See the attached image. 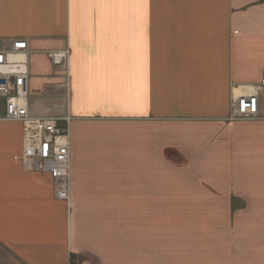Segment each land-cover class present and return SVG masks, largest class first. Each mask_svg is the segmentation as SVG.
<instances>
[{"label": "crops", "instance_id": "obj_1", "mask_svg": "<svg viewBox=\"0 0 264 264\" xmlns=\"http://www.w3.org/2000/svg\"><path fill=\"white\" fill-rule=\"evenodd\" d=\"M15 39L30 114L71 118L70 191L57 201L49 175L24 170L21 125L0 121V264L119 251L137 209L154 230L184 206L246 209L233 251L264 264V0H0V41ZM64 50L61 69L47 53ZM253 93L260 119L228 121ZM207 190L236 198L193 199Z\"/></svg>", "mask_w": 264, "mask_h": 264}, {"label": "rangeland", "instance_id": "obj_2", "mask_svg": "<svg viewBox=\"0 0 264 264\" xmlns=\"http://www.w3.org/2000/svg\"><path fill=\"white\" fill-rule=\"evenodd\" d=\"M61 52L65 53L66 61L68 52L65 50L55 52V58ZM65 61L60 64L61 69ZM68 185L70 191V181ZM234 196L231 192L207 190L194 193L193 199L201 200V205L213 203L214 200V203L219 204L224 199L236 198ZM184 199H190L189 192L184 191ZM242 211L246 209L222 206L171 207L164 211L162 209L164 216L161 220L166 223L153 224L155 228L152 230L150 224H145L151 219V209L140 208L136 214L134 242L131 240L133 235L124 229L119 251H67L69 263L83 264L95 259L102 260L104 264H254L255 251H233L239 250ZM244 219L243 225L247 221L255 224V220ZM259 255L264 256L262 253ZM246 258L249 262L244 261Z\"/></svg>", "mask_w": 264, "mask_h": 264}, {"label": "built area", "instance_id": "obj_3", "mask_svg": "<svg viewBox=\"0 0 264 264\" xmlns=\"http://www.w3.org/2000/svg\"><path fill=\"white\" fill-rule=\"evenodd\" d=\"M55 52L47 53L55 67ZM30 52L26 39L0 41V121L13 122L22 128V152L17 161L30 172L47 173L52 181L54 197L58 201L69 199L66 192L70 176V137L68 116L37 117L29 111V69L27 58ZM264 88V77L260 81ZM233 97L228 121H257L258 95Z\"/></svg>", "mask_w": 264, "mask_h": 264}, {"label": "bare ground", "instance_id": "obj_4", "mask_svg": "<svg viewBox=\"0 0 264 264\" xmlns=\"http://www.w3.org/2000/svg\"><path fill=\"white\" fill-rule=\"evenodd\" d=\"M61 59H62V55L60 54V56H58L57 59L55 58V61H56V62H61ZM64 61H65V57L63 58V60H62L61 63H64ZM38 173H40V172H38ZM41 174L48 175L47 173H41ZM66 192L69 193V185H68V183H67ZM53 194H54V189H53ZM65 201H67V200H65Z\"/></svg>", "mask_w": 264, "mask_h": 264}]
</instances>
